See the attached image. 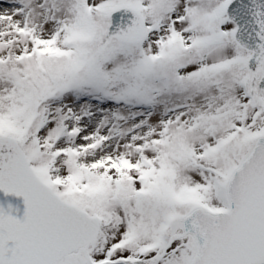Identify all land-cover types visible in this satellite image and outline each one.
I'll return each mask as SVG.
<instances>
[{"label": "snow or ice", "instance_id": "snow-or-ice-1", "mask_svg": "<svg viewBox=\"0 0 264 264\" xmlns=\"http://www.w3.org/2000/svg\"><path fill=\"white\" fill-rule=\"evenodd\" d=\"M0 264H264V0H6Z\"/></svg>", "mask_w": 264, "mask_h": 264}, {"label": "bare ground", "instance_id": "bare-ground-1", "mask_svg": "<svg viewBox=\"0 0 264 264\" xmlns=\"http://www.w3.org/2000/svg\"><path fill=\"white\" fill-rule=\"evenodd\" d=\"M5 4H3L1 1H0V8L4 7Z\"/></svg>", "mask_w": 264, "mask_h": 264}, {"label": "rangeland", "instance_id": "rangeland-1", "mask_svg": "<svg viewBox=\"0 0 264 264\" xmlns=\"http://www.w3.org/2000/svg\"><path fill=\"white\" fill-rule=\"evenodd\" d=\"M3 4H6V0H0Z\"/></svg>", "mask_w": 264, "mask_h": 264}]
</instances>
